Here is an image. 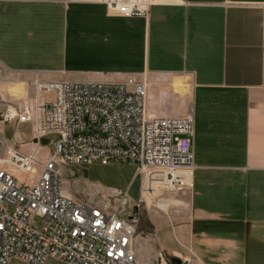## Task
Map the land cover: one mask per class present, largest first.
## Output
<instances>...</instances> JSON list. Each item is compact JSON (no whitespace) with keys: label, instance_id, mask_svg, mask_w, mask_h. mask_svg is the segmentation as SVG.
Wrapping results in <instances>:
<instances>
[{"label":"crops","instance_id":"obj_1","mask_svg":"<svg viewBox=\"0 0 264 264\" xmlns=\"http://www.w3.org/2000/svg\"><path fill=\"white\" fill-rule=\"evenodd\" d=\"M128 77L144 82L150 117L192 120L178 240L196 264H264V0H160L133 18L96 0H0L4 98L35 80Z\"/></svg>","mask_w":264,"mask_h":264},{"label":"built area","instance_id":"obj_2","mask_svg":"<svg viewBox=\"0 0 264 264\" xmlns=\"http://www.w3.org/2000/svg\"><path fill=\"white\" fill-rule=\"evenodd\" d=\"M109 16L146 17L160 0H96ZM34 97L0 112V124H30L32 148L2 151L0 140V264H139L132 243L135 221L118 210L126 191L110 189L107 210L74 200L60 183V166H135L140 199L188 190L193 184L192 120L150 117L144 82L34 81ZM56 137V140H54ZM47 141V156L38 160ZM157 195V196H159ZM156 197V196H154ZM159 257V264H173ZM180 264H190L184 259Z\"/></svg>","mask_w":264,"mask_h":264},{"label":"rangeland","instance_id":"obj_3","mask_svg":"<svg viewBox=\"0 0 264 264\" xmlns=\"http://www.w3.org/2000/svg\"><path fill=\"white\" fill-rule=\"evenodd\" d=\"M181 84L183 85L182 82ZM182 85L171 87V92L175 95L181 94ZM32 87V94H26L24 90L16 87L10 90L11 99L0 95V112L8 107L17 106L23 101H31L35 94L34 83ZM20 96H23L22 99ZM188 111V104L176 107V113L179 116L187 114ZM31 137L32 126L28 123L18 126L14 124L0 126L2 151L7 148H15L22 153H27L32 148ZM9 142L17 144L8 146ZM46 156L47 144L40 149L38 160L40 161ZM134 172L135 166L127 163L62 164L60 166V183L61 187L74 200L88 202L107 210L114 209L117 202L116 199L109 196L108 191L110 189L126 191V205L120 208L118 213L120 217L125 218L127 214H131L133 206L138 208L132 248L139 264H159L160 256L166 261L175 257L180 262L189 259L190 264H196L192 256L191 245L182 244L177 238V228L182 224L183 192L185 190L162 192L159 195L161 190L155 189L156 186L153 185V193L145 198V203L140 199V185L138 179L134 178Z\"/></svg>","mask_w":264,"mask_h":264},{"label":"water","instance_id":"obj_4","mask_svg":"<svg viewBox=\"0 0 264 264\" xmlns=\"http://www.w3.org/2000/svg\"><path fill=\"white\" fill-rule=\"evenodd\" d=\"M54 140H56V137H54ZM40 143L42 145H46L47 141L46 140H40ZM137 215H138V208H137V206H133L132 209H131V214H130L128 219L135 221L137 219ZM171 262L173 264H180V261L177 260V259H172Z\"/></svg>","mask_w":264,"mask_h":264}]
</instances>
